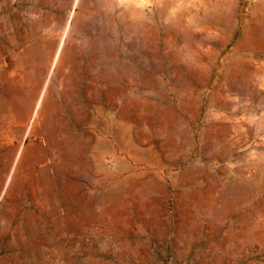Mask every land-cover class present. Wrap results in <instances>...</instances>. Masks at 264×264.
I'll use <instances>...</instances> for the list:
<instances>
[{"label": "rangeland", "instance_id": "rangeland-1", "mask_svg": "<svg viewBox=\"0 0 264 264\" xmlns=\"http://www.w3.org/2000/svg\"><path fill=\"white\" fill-rule=\"evenodd\" d=\"M0 264H264V0H0Z\"/></svg>", "mask_w": 264, "mask_h": 264}, {"label": "bare ground", "instance_id": "bare-ground-1", "mask_svg": "<svg viewBox=\"0 0 264 264\" xmlns=\"http://www.w3.org/2000/svg\"><path fill=\"white\" fill-rule=\"evenodd\" d=\"M70 25V24H69ZM65 38V37H64ZM64 45V44H63ZM60 47H62V44H61V46ZM63 48V47H62ZM60 51H61V49L60 50H58V53H56L57 55H56V57H55V60H54V63H53V66L56 64V61L58 60V57H60L59 56V54H60ZM54 69V68H53ZM53 71V70H52ZM51 72V71H50ZM54 75V74H53ZM52 79V78H51ZM47 84H49L48 83V81H46V83H45V86H44V88H43V92H42V94H41V96H40V98H39V100H38V102H37V104H36V106H35V108L33 109V112H32V110H31V112H32V118H31V123L33 124L34 123V126L31 128V127H29L28 129H26V131H27V134H33V135H39L41 132H48L49 131V128H48V126H49V123L48 122H51V123H53L52 121H46L44 124H42V126L41 127H39L38 126V124H37V119L38 118H40L42 115L43 116H45L46 114H47V108H48V106H46L45 104H44V102H43V100H44V95H45V93H46V87H47ZM13 91V90H12ZM38 91V88H35V90L33 91V93H35L36 94V92ZM38 94V93H37ZM33 98V97H32ZM37 98V97H36ZM35 100V99H34ZM34 100H32V102H34ZM27 102V101H26ZM50 103V102H49ZM28 104V103H27ZM34 104V103H33ZM21 106V105H20ZM19 106V107H20ZM23 106V105H22ZM24 106H25V104H24ZM32 106V105H31ZM31 108V107H30ZM27 109V108H26ZM28 111V110H27ZM50 112H52V111H50ZM49 112V113H50ZM26 113H28V112H26ZM51 116V115H50ZM28 118V117H27ZM49 118V117H48ZM44 119V118H43ZM51 119V118H50ZM24 121H25V119H24ZM44 121H45V119H44ZM50 123V125H52ZM31 124V125H32ZM40 124V123H39ZM52 126H54V124L52 125ZM51 127V126H50ZM51 129V128H50ZM44 133V134H45ZM50 133V132H49ZM52 135V134H51ZM49 136H50V134H49ZM53 137H54V135H53ZM79 142H80V140H79ZM77 141L76 140H71V141H69V147L70 146H72V147H76L77 146ZM68 147V148H69ZM78 147H79V145H78ZM31 150H32V148H30ZM30 149H28V150H30ZM34 149V148H33ZM72 149V148H71ZM74 149V148H73ZM76 149H78V148H76ZM20 150V149H19ZM35 150V149H34ZM33 150V151H34ZM25 151H26V149H25ZM39 151V150H38ZM41 151V150H40ZM47 151V150H46ZM19 152V151H18ZM32 152V151H31ZM33 153V152H32ZM35 154H36V152H34ZM28 154V153H27ZM19 156H20V153L17 155V157L15 158V165H14V167L15 166H17L16 164H17V162H19L18 160H19ZM29 158H31V157H29ZM21 159V158H20ZM30 160V159H29ZM12 170V169H11ZM13 171H16V169L14 170V168H13V170L11 171V173L13 172ZM13 175V174H12ZM43 176V175H42ZM42 176H41V178H42ZM38 177V176H37ZM39 178V177H38ZM47 178V177H46ZM10 179V178H9ZM43 179V178H42ZM12 180V179H11ZM37 180V179H36ZM46 180V179H45ZM41 181V180H40ZM47 182V181H46ZM45 182V184H47ZM9 184H10V181H9ZM41 185V184H40ZM46 188V187H45ZM6 191V190H5ZM115 191V190H114ZM5 193V192H4ZM118 194H119V192H118ZM117 194V195H118ZM115 195V194H114Z\"/></svg>", "mask_w": 264, "mask_h": 264}, {"label": "water", "instance_id": "water-1", "mask_svg": "<svg viewBox=\"0 0 264 264\" xmlns=\"http://www.w3.org/2000/svg\"><path fill=\"white\" fill-rule=\"evenodd\" d=\"M43 102H44V104L46 105V106H48V103H49V95L48 94H45L44 95V100H43ZM43 116V115H42Z\"/></svg>", "mask_w": 264, "mask_h": 264}]
</instances>
